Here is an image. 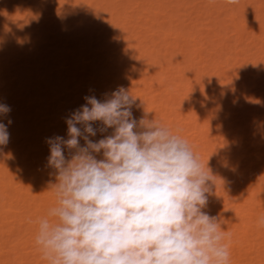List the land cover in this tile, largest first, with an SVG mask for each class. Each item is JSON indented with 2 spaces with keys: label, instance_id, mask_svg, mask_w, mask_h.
Here are the masks:
<instances>
[{
  "label": "bare ground",
  "instance_id": "obj_1",
  "mask_svg": "<svg viewBox=\"0 0 264 264\" xmlns=\"http://www.w3.org/2000/svg\"><path fill=\"white\" fill-rule=\"evenodd\" d=\"M118 87L138 122L178 133L216 177L202 211L226 231L229 264H264V0H0V264H47L35 244L55 202L46 140L67 138L85 96Z\"/></svg>",
  "mask_w": 264,
  "mask_h": 264
},
{
  "label": "clouds",
  "instance_id": "obj_2",
  "mask_svg": "<svg viewBox=\"0 0 264 264\" xmlns=\"http://www.w3.org/2000/svg\"><path fill=\"white\" fill-rule=\"evenodd\" d=\"M84 99L66 119L67 138L46 140L55 202L36 221L35 244L47 264H229L226 231L202 211L216 177L188 141L155 120L138 122L123 87ZM10 111L0 104V117ZM10 124L0 120V145ZM256 223L264 227V215Z\"/></svg>",
  "mask_w": 264,
  "mask_h": 264
}]
</instances>
